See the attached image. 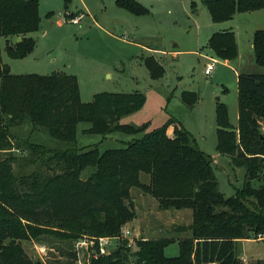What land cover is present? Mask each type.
I'll list each match as a JSON object with an SVG mask.
<instances>
[{
    "label": "trees",
    "instance_id": "16d2710c",
    "mask_svg": "<svg viewBox=\"0 0 264 264\" xmlns=\"http://www.w3.org/2000/svg\"><path fill=\"white\" fill-rule=\"evenodd\" d=\"M70 1L64 0L67 19L74 17L68 12ZM203 1L214 23L264 9V0ZM116 4L136 15L150 12L138 0H116ZM40 21L39 0H0V39L6 40L8 57L22 59L33 51L35 40L29 34L39 29ZM10 38L20 40L11 43ZM253 44L256 63L264 67V29L254 32ZM208 47L222 60L238 57L233 30L214 32ZM146 62L152 77L163 76L164 68L156 58L148 57ZM181 99L193 108L199 94L184 90ZM145 102L140 91L99 92L84 102L74 74H13L0 57V151H14L11 125L24 122L33 132L44 131L46 137L71 145L48 148L30 131L24 143L34 151L48 150L47 160L55 162L52 173L42 178L33 173L15 176L14 155L0 159V264H44L33 262L17 242L38 233H55L67 241L86 233L118 235L136 217L133 187L156 198L161 209H191V224L174 227L191 235L179 239L178 256L165 253L175 238L142 236L135 248L122 240L118 249L93 257L91 264H244L237 256L236 241L264 236V183L253 184L264 181V72L239 74L237 126L231 124L225 103L216 106L218 151L246 170L244 186L231 196L219 188L213 157L176 119L133 138L125 147L101 152L96 146L75 145L81 122L91 124L88 132L104 136L144 132L146 125L136 127L120 120ZM171 124L175 126L172 136L167 132ZM87 167L93 172L84 179L82 171ZM141 173L151 176L149 183L141 181ZM68 255L65 264H77L74 254Z\"/></svg>",
    "mask_w": 264,
    "mask_h": 264
},
{
    "label": "rangeland",
    "instance_id": "374dc122",
    "mask_svg": "<svg viewBox=\"0 0 264 264\" xmlns=\"http://www.w3.org/2000/svg\"><path fill=\"white\" fill-rule=\"evenodd\" d=\"M138 1L149 8L148 14H133L119 7L116 0H71L68 12L81 16V21L74 23L69 19L67 21L64 0H39L40 27L29 34L35 40L33 51L22 60L12 59L5 52V38H1V60L11 66L13 74L47 75L56 71L74 74L78 78L81 100L84 102L91 101L99 92H143L146 96L143 107L123 116L120 122L136 127L146 125L144 132L130 135L117 131L104 136L101 133L88 132L91 124L81 122L75 145L79 148L96 146L101 152L125 147L133 138L141 137L171 119H176L193 135L197 146L215 159L214 171L219 188L226 196H231L237 188L244 186L246 170L244 167L234 166L228 155L218 151L216 106L218 102L225 103L231 124L238 125L237 77L230 67L221 62L216 64L215 74L213 72L212 75H206L205 67L209 62L207 57L181 51L197 49L203 54H210L211 50L207 47L208 34L216 30L215 28L219 30V24L212 21L203 0ZM192 1H196L195 6ZM228 23L237 31L245 54L253 55L246 49L244 41L249 39L250 29H264V10L238 13ZM8 41L12 43L14 38ZM175 50L178 51L177 54L172 53ZM151 56L164 68L163 76L152 77L146 62ZM255 65L258 72H264V67L257 63ZM184 89L197 91L202 102L193 108L185 105L181 99ZM30 129L28 122L11 125L12 136H15L14 151H0V159L14 155L12 170L15 176L33 173L42 178L52 173L55 162L47 160L51 154L48 150L36 152L24 143L30 131L36 135L32 137L30 134L32 138L39 137V140L48 142V148L54 146L65 149L71 145L46 137L44 131L33 132ZM167 132L174 135L175 126L171 124ZM92 172L93 168L87 167L82 171V178H87ZM140 178L146 183L150 180L146 173H141ZM262 183L264 181L253 182L255 186ZM132 191L136 193L141 190L133 187ZM168 211L173 214L175 224H168L171 217L166 216L161 224L152 221L144 225V228H147L150 237L175 238L165 248L166 255L173 257L180 253L179 239L191 235L190 231L174 230V227L191 224L193 212L189 208H172ZM129 222L123 225L118 235H122L127 228L138 234L137 239L140 238L138 230ZM84 237L99 236L86 233L67 241L61 240L55 233L44 232L17 242L33 262L65 264L70 259L68 254L71 252L74 254L75 263L91 264L95 257V240L88 239L84 244L81 243ZM262 239L264 236L260 235L256 239L237 244V256L241 255L247 260L256 259L258 264H264ZM135 246L136 240L132 248Z\"/></svg>",
    "mask_w": 264,
    "mask_h": 264
},
{
    "label": "crops",
    "instance_id": "0c3cea01",
    "mask_svg": "<svg viewBox=\"0 0 264 264\" xmlns=\"http://www.w3.org/2000/svg\"><path fill=\"white\" fill-rule=\"evenodd\" d=\"M262 10H264V9L249 11V12L254 13V12L262 11ZM241 13H245V12H241ZM74 16H78V15L74 13ZM235 16H234V18H235ZM234 18L231 20H234ZM231 20L215 23V24H219V27H218L219 30H217V28H215L216 30H213L212 32H210V34H208V42H209L211 35L216 31L233 30L236 34V39H237V44H238V57L236 59H234V60H222V59L218 58L216 56V54L214 53V51L208 47V42H207V47L211 50L210 54H203L197 49H189V50H181V51H185V52H189V53H199V54L203 55L204 57H207L208 60L210 58H216L218 60V62H221L224 66L230 67L233 70L235 77H237V82H238V76L240 73L258 72V70H257L258 68L255 65L256 60L254 61L255 53H254V44H253V35H254V32L258 29H256V28L250 29V37L246 42L244 41V43H246L245 44L246 49H248L250 51V55H251V53L254 55V57H253V55L249 56V54H245V51L242 48V43L240 42V39L237 35V31L234 30V28H233L234 26H232V24L228 23ZM67 21H68V19H67ZM14 40L18 41V38L14 39ZM157 50L160 51V49H157ZM176 52H178V51L175 50L172 53L177 54ZM22 59H24V58H22ZM7 65L9 66V70L11 72V66L9 64H7ZM215 73L216 72H214V74ZM184 90H191V89H184ZM184 90H182V91H184ZM191 91H194V90H191ZM201 102H202V99H200L194 107L198 106ZM32 136L36 137L35 134ZM37 139H39V137H37ZM48 140H50V139H48ZM44 143L47 145L48 142H44ZM53 148H55V147L53 146ZM56 149H59V148H56ZM1 152H6V151H1ZM214 161H215V159H214ZM150 180H151V176H150ZM150 180H149V182H150ZM149 182H147V183H149ZM144 183H146V182H144ZM131 198H132L133 203H134V207H135V211H136V217L129 223L134 227V229L138 230V233H140V235L144 236L145 238H154V237H150L148 235L147 228H144V225L146 226L147 224H149L152 221L161 224V222L164 221L165 217L167 216L169 218L171 217L168 224H175L176 223L175 220L173 219V214L169 213V211H168L169 209H161L159 207V203H158L157 199H154V197H152V195L147 194V193L143 192L142 190L137 191L136 193H133L132 188H131ZM192 219H193V217H192ZM156 233H158V231ZM249 239H253V238L238 239L236 241V245L239 244L240 242L247 241ZM262 240H264V239H262ZM238 256L244 262V264H258L256 259L255 260H247L245 257H242L241 255H238Z\"/></svg>",
    "mask_w": 264,
    "mask_h": 264
},
{
    "label": "built area",
    "instance_id": "2783aa9c",
    "mask_svg": "<svg viewBox=\"0 0 264 264\" xmlns=\"http://www.w3.org/2000/svg\"><path fill=\"white\" fill-rule=\"evenodd\" d=\"M69 21L74 23H79L81 21V16H74ZM218 60L216 58H210L209 62L206 64L205 67V74L206 75H212V73L215 70L216 64ZM138 234L134 231L125 228L122 232V235L118 236H99L95 238H88L84 237L81 241V243H86L88 239H93L95 241V256L99 255H108L111 254L114 250L119 248V245H121L122 240L127 241V246L129 248H132L134 246L135 240H137ZM119 242V243H118ZM119 244V245H118ZM79 264H83L80 262Z\"/></svg>",
    "mask_w": 264,
    "mask_h": 264
},
{
    "label": "water",
    "instance_id": "95a60500",
    "mask_svg": "<svg viewBox=\"0 0 264 264\" xmlns=\"http://www.w3.org/2000/svg\"><path fill=\"white\" fill-rule=\"evenodd\" d=\"M20 40V38H18V41ZM139 237H142L141 235Z\"/></svg>",
    "mask_w": 264,
    "mask_h": 264
}]
</instances>
